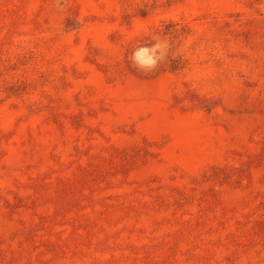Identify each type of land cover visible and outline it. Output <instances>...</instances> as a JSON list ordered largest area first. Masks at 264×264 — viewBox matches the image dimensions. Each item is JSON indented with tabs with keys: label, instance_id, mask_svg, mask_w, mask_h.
Instances as JSON below:
<instances>
[{
	"label": "rangeland",
	"instance_id": "rangeland-1",
	"mask_svg": "<svg viewBox=\"0 0 264 264\" xmlns=\"http://www.w3.org/2000/svg\"><path fill=\"white\" fill-rule=\"evenodd\" d=\"M0 264H264V0H0Z\"/></svg>",
	"mask_w": 264,
	"mask_h": 264
}]
</instances>
